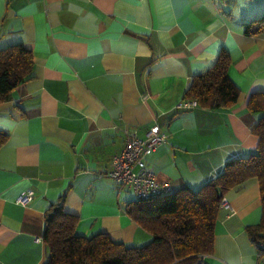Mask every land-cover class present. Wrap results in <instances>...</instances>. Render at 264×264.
Segmentation results:
<instances>
[{
	"label": "crops",
	"instance_id": "1",
	"mask_svg": "<svg viewBox=\"0 0 264 264\" xmlns=\"http://www.w3.org/2000/svg\"><path fill=\"white\" fill-rule=\"evenodd\" d=\"M264 0H0V48L28 47L34 76L0 102V264H43L45 214L63 197L78 215L75 233H106L139 246L151 239L126 213L135 199L108 176L126 131L143 138L154 124L167 140L146 156L172 191L196 189L228 159L256 153L257 115L247 107L264 92V32L243 22ZM225 48L239 88L228 109L180 108L191 78ZM32 191L29 203L16 202ZM205 264H258L246 227L259 223L258 180L228 190Z\"/></svg>",
	"mask_w": 264,
	"mask_h": 264
},
{
	"label": "trees",
	"instance_id": "2",
	"mask_svg": "<svg viewBox=\"0 0 264 264\" xmlns=\"http://www.w3.org/2000/svg\"><path fill=\"white\" fill-rule=\"evenodd\" d=\"M243 27L246 35L264 32V12L243 22ZM230 63L228 51L221 49L205 71L191 78L183 100L193 99L197 106L207 109L232 107L240 91L228 76ZM33 70V54L23 43L0 48V102L8 100L17 85L31 79ZM247 107L257 115L253 129L258 137L256 153L228 159L221 173L196 189L171 190L128 203L126 213L151 234L148 242L135 246L113 240L104 232L89 237L76 234L79 217L64 210L61 197L45 214L43 264H205L202 257L212 251L220 200L251 177L259 183L262 214L259 223L246 227V232L257 245L264 239V92H252ZM7 137L0 130V146Z\"/></svg>",
	"mask_w": 264,
	"mask_h": 264
},
{
	"label": "built area",
	"instance_id": "3",
	"mask_svg": "<svg viewBox=\"0 0 264 264\" xmlns=\"http://www.w3.org/2000/svg\"><path fill=\"white\" fill-rule=\"evenodd\" d=\"M195 100H182L180 108L190 109L196 106ZM167 133L159 125L154 124L146 131L143 138L138 137L133 131H126L122 149L111 158V168L108 176L116 183L118 191L130 190L135 198L148 199L171 191L167 183L158 181L149 169L146 156L157 149L167 140ZM32 199V191L19 195L16 202L25 205ZM219 207L229 208L223 197ZM258 264H264V239L257 242Z\"/></svg>",
	"mask_w": 264,
	"mask_h": 264
},
{
	"label": "water",
	"instance_id": "4",
	"mask_svg": "<svg viewBox=\"0 0 264 264\" xmlns=\"http://www.w3.org/2000/svg\"><path fill=\"white\" fill-rule=\"evenodd\" d=\"M54 210H56V208H55ZM52 214H53V213H50V214L48 215V218H50V217L52 216Z\"/></svg>",
	"mask_w": 264,
	"mask_h": 264
},
{
	"label": "rangeland",
	"instance_id": "5",
	"mask_svg": "<svg viewBox=\"0 0 264 264\" xmlns=\"http://www.w3.org/2000/svg\"><path fill=\"white\" fill-rule=\"evenodd\" d=\"M132 193H133V192L131 191L130 194L132 195Z\"/></svg>",
	"mask_w": 264,
	"mask_h": 264
}]
</instances>
